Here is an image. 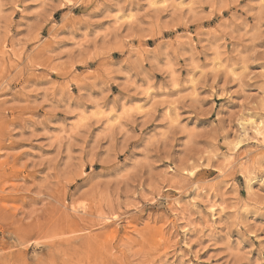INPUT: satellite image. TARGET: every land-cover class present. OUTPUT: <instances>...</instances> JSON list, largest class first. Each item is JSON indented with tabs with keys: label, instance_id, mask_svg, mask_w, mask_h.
I'll return each mask as SVG.
<instances>
[{
	"label": "rangeland",
	"instance_id": "374dc122",
	"mask_svg": "<svg viewBox=\"0 0 264 264\" xmlns=\"http://www.w3.org/2000/svg\"><path fill=\"white\" fill-rule=\"evenodd\" d=\"M257 127L264 0H0V264H264Z\"/></svg>",
	"mask_w": 264,
	"mask_h": 264
},
{
	"label": "bare ground",
	"instance_id": "6f19581e",
	"mask_svg": "<svg viewBox=\"0 0 264 264\" xmlns=\"http://www.w3.org/2000/svg\"><path fill=\"white\" fill-rule=\"evenodd\" d=\"M256 132L258 133V135H262L263 137H264V131H263V129L261 128V127H257L256 128ZM262 132H263V134H262ZM258 135H257V137H258ZM247 176H248V174H247ZM246 177V176H245ZM248 178H249V176H248ZM247 178V179H248ZM249 181V182H248ZM247 182H248V184H249V187H250V189H252L253 190V188L255 187V185L258 183L259 184V182H257L256 181V179H249ZM263 184H264V181H263ZM210 207V206H209ZM212 207H214V206H212ZM211 209V208H210ZM213 209V208H212ZM213 212V211H212ZM215 213V212H214Z\"/></svg>",
	"mask_w": 264,
	"mask_h": 264
}]
</instances>
